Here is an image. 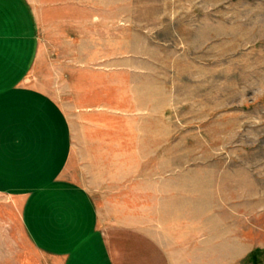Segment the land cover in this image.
I'll return each mask as SVG.
<instances>
[{"label":"rangeland","instance_id":"374dc122","mask_svg":"<svg viewBox=\"0 0 264 264\" xmlns=\"http://www.w3.org/2000/svg\"><path fill=\"white\" fill-rule=\"evenodd\" d=\"M43 1L62 5L38 17L48 36L81 43L34 76L69 116L71 165L88 166L84 128L115 113L116 173L165 187L182 241L198 254L205 240L191 260L264 264V0ZM73 57L85 66H64ZM77 91L91 96L77 103ZM87 108L97 114H78ZM6 213L0 257L11 261L26 241Z\"/></svg>","mask_w":264,"mask_h":264},{"label":"crops","instance_id":"0c3cea01","mask_svg":"<svg viewBox=\"0 0 264 264\" xmlns=\"http://www.w3.org/2000/svg\"><path fill=\"white\" fill-rule=\"evenodd\" d=\"M57 6L62 5L0 0V206L8 222L17 220L26 241L19 255L11 261L0 257V264H196L194 259L207 255L205 240L200 238L198 254L189 239L182 241V224L170 214L174 206L165 187H149L147 173H116L118 127L110 120L115 113L84 128L88 166L71 165L69 116L34 77L57 48L79 51L77 35L58 44L48 36L53 30L38 20L59 15ZM66 62L73 70L85 66L78 57ZM75 94L77 103L91 96ZM74 173L87 179L80 182ZM1 218L0 229L6 226Z\"/></svg>","mask_w":264,"mask_h":264},{"label":"trees","instance_id":"16d2710c","mask_svg":"<svg viewBox=\"0 0 264 264\" xmlns=\"http://www.w3.org/2000/svg\"><path fill=\"white\" fill-rule=\"evenodd\" d=\"M255 253L257 254V251H254V252H252L250 255H249V257H250V260H252V258H254L255 256ZM254 256V257H253Z\"/></svg>","mask_w":264,"mask_h":264}]
</instances>
